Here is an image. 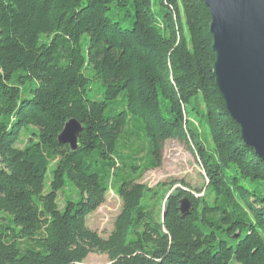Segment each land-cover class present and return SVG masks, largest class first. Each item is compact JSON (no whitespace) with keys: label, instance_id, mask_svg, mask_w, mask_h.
I'll return each instance as SVG.
<instances>
[{"label":"trees","instance_id":"16d2710c","mask_svg":"<svg viewBox=\"0 0 264 264\" xmlns=\"http://www.w3.org/2000/svg\"><path fill=\"white\" fill-rule=\"evenodd\" d=\"M118 5L131 28L108 17ZM211 23L203 0H0V264H264V160L217 89ZM92 79L103 100L85 98ZM72 119L77 151L59 141ZM170 140L192 147L211 197L178 188L157 221L140 180ZM68 184L80 197L62 208ZM110 192L122 210L104 239L87 220Z\"/></svg>","mask_w":264,"mask_h":264},{"label":"water","instance_id":"95a60500","mask_svg":"<svg viewBox=\"0 0 264 264\" xmlns=\"http://www.w3.org/2000/svg\"><path fill=\"white\" fill-rule=\"evenodd\" d=\"M203 1L212 17L217 89L243 142L264 160V0ZM82 132V124L72 119L59 141L77 151ZM192 209L189 198L180 201L183 216Z\"/></svg>","mask_w":264,"mask_h":264},{"label":"rangeland","instance_id":"374dc122","mask_svg":"<svg viewBox=\"0 0 264 264\" xmlns=\"http://www.w3.org/2000/svg\"><path fill=\"white\" fill-rule=\"evenodd\" d=\"M159 10V6L157 7ZM108 17L115 22L122 23L126 28H131L132 18L129 16L127 7L119 5L112 6V10L108 12ZM187 32V28L185 26ZM187 34V33H186ZM82 49L84 55H88V37L82 39ZM90 72H87L89 75ZM17 75H25V72H19ZM37 86L36 83L27 82L21 85V90H25V94ZM105 87L102 81L92 79L86 90L85 98L90 101H99L104 99ZM28 96V95H27ZM26 96V97H27ZM23 97V96H22ZM30 97V96H28ZM122 100V96L119 98ZM164 103V109L167 108ZM203 113H205L202 108ZM111 107L106 114L110 116ZM138 125L141 123L138 122ZM200 131L203 133V140L206 148L213 151L214 147L210 139L209 125L206 120L201 121ZM29 142V134L25 132L19 143V148H24ZM47 176V182L52 179V171ZM140 183L143 184L149 193L144 202V206L148 213L159 221L165 208V199L174 193L178 188H186L196 199H210L208 191H206L207 180L203 168L197 159L192 147L176 140L168 141L162 152V162L160 166L154 170L146 171ZM248 188L252 186L246 185ZM79 191L72 185L68 184L63 193L59 195V204L63 208L68 201H77L79 199ZM122 210V202L113 192H110L106 198V203L100 207L95 213L89 216L87 220L88 227L98 233L102 238L107 239L115 229V223ZM1 217V215H0ZM4 221L0 219V225ZM83 264H110L107 255L91 254ZM231 264H238L235 260Z\"/></svg>","mask_w":264,"mask_h":264}]
</instances>
